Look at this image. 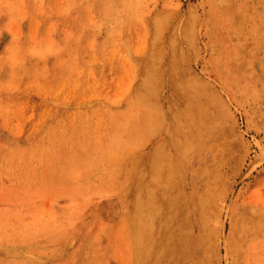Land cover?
Instances as JSON below:
<instances>
[{"label":"rangeland","instance_id":"rangeland-1","mask_svg":"<svg viewBox=\"0 0 264 264\" xmlns=\"http://www.w3.org/2000/svg\"><path fill=\"white\" fill-rule=\"evenodd\" d=\"M146 251L264 264V0H0V264Z\"/></svg>","mask_w":264,"mask_h":264},{"label":"bare ground","instance_id":"bare-ground-1","mask_svg":"<svg viewBox=\"0 0 264 264\" xmlns=\"http://www.w3.org/2000/svg\"><path fill=\"white\" fill-rule=\"evenodd\" d=\"M157 143H159V141ZM157 143L153 144L154 148H155V145L157 146ZM138 160H140V162L137 164V168L139 170V173H138V177H137L138 191H137L136 196H135V200H137L135 207H136V217H137L136 230H137V234H138L139 247L141 248V243H142V241L144 242V237L141 239V237H142L141 235L143 234V232H144V234H146L145 236L148 238L147 239L148 241L145 243L150 244L149 243V241H150L149 237L151 236V234H154V232L157 230V226H155L154 215H151V216L149 215L147 217V220L145 221V219H144V221H143V213H144L145 209H144V203H143V193H142L143 191L141 188V184L144 180L143 174H142V168L144 167V164H143V160L141 157L138 158ZM171 208H172V206H171ZM158 224H159V222H158ZM164 227H165V225H164ZM165 228L163 230H165ZM194 229L195 228L191 227L192 231H194ZM176 231H177V228H176L175 224L172 227H170L169 231L167 229V237H168L169 241H170V239L171 240L173 239V236L176 233ZM169 236H171V237H169ZM170 247H169V250H170ZM147 250H149L148 247H147ZM153 259H154V255L151 254L150 251H146L144 253V255H141L138 257L136 264H143L144 262H147L148 264H150Z\"/></svg>","mask_w":264,"mask_h":264}]
</instances>
